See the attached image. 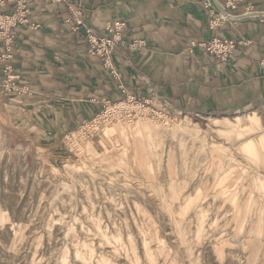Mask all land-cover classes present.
Here are the masks:
<instances>
[{"label": "rangeland", "instance_id": "rangeland-1", "mask_svg": "<svg viewBox=\"0 0 264 264\" xmlns=\"http://www.w3.org/2000/svg\"><path fill=\"white\" fill-rule=\"evenodd\" d=\"M253 116L197 120L122 101L75 129L53 168L0 149V264H264V124ZM239 119L227 133L212 126Z\"/></svg>", "mask_w": 264, "mask_h": 264}, {"label": "crops", "instance_id": "crops-1", "mask_svg": "<svg viewBox=\"0 0 264 264\" xmlns=\"http://www.w3.org/2000/svg\"><path fill=\"white\" fill-rule=\"evenodd\" d=\"M203 1L26 0L27 23L0 26L1 153L53 168L75 129L122 101L264 124V0ZM18 5L0 0V18ZM107 36L115 75L90 52ZM213 38L235 43L225 60L204 47Z\"/></svg>", "mask_w": 264, "mask_h": 264}, {"label": "built area", "instance_id": "built-area-1", "mask_svg": "<svg viewBox=\"0 0 264 264\" xmlns=\"http://www.w3.org/2000/svg\"><path fill=\"white\" fill-rule=\"evenodd\" d=\"M57 1V0H56ZM210 1L209 0H204L203 1V6L206 8L207 5H209ZM18 6L16 9L12 12L10 16H2L0 18V26L3 29V27H8L10 25H14L15 22H22V23H27L24 15L29 11V8L26 5V0H18ZM229 17L228 15H225V17H221L220 20H225ZM118 26V22L114 23L113 28L116 29ZM90 30L86 28V34H89ZM117 40L113 38L112 36H107L98 39L96 42H92V48H91V53L98 54L102 56L105 60L106 66L110 69L112 74H116V70L114 67L110 64V55L113 50V46ZM135 43L131 44L134 45ZM234 42L233 41H219L215 38L211 39L209 42L206 43V50L213 52L214 55L219 58L220 60H225L229 54L231 49L234 47ZM108 105V104H107ZM106 105V106H107ZM105 106V107H106Z\"/></svg>", "mask_w": 264, "mask_h": 264}, {"label": "bare ground", "instance_id": "bare-ground-1", "mask_svg": "<svg viewBox=\"0 0 264 264\" xmlns=\"http://www.w3.org/2000/svg\"><path fill=\"white\" fill-rule=\"evenodd\" d=\"M123 107H126V106H124L123 105ZM118 109L119 108H115V109H113V112H117L118 111ZM125 110V109H124ZM254 119V116H251V117H249L248 119H239L235 124H230V126L229 127H226V126H224V125H227L228 126V124L227 123H218V121H215L216 123H213V127L218 131H220V132H225V133H227V132H230V131H232V130H234L235 128H236V126L237 125H239V126H242V123H243V120H245L246 122H248L250 125H251V122H252V120ZM218 131V132H219Z\"/></svg>", "mask_w": 264, "mask_h": 264}]
</instances>
